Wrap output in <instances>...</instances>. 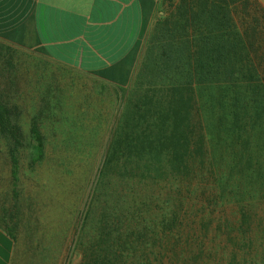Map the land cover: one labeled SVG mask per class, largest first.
I'll return each instance as SVG.
<instances>
[{
	"label": "rangeland",
	"instance_id": "obj_1",
	"mask_svg": "<svg viewBox=\"0 0 264 264\" xmlns=\"http://www.w3.org/2000/svg\"><path fill=\"white\" fill-rule=\"evenodd\" d=\"M195 34L201 64H206L205 37L211 35L217 52L225 47L216 60L231 70L228 80L241 83L242 71V110L253 118L264 145V0H159L135 76L125 86L0 42V100L23 136L15 180L14 143L0 132V221L19 238L37 243L45 264L48 259L52 264H107L113 255L108 242L125 241L144 219L158 221L167 214L166 182L155 184L165 174L137 150L152 121L138 109L159 91V83L167 82L155 71L165 48L182 55ZM236 38L241 43L237 51ZM33 121L44 138V157L37 163ZM204 219L191 218L198 232ZM148 229L143 257L155 262L159 248L153 245L151 225ZM138 248L131 252V264L141 255Z\"/></svg>",
	"mask_w": 264,
	"mask_h": 264
},
{
	"label": "trees",
	"instance_id": "obj_2",
	"mask_svg": "<svg viewBox=\"0 0 264 264\" xmlns=\"http://www.w3.org/2000/svg\"><path fill=\"white\" fill-rule=\"evenodd\" d=\"M225 40L230 45V37ZM189 41L182 55L175 48H165L155 71L156 77L167 82L159 83V91L138 109L152 121H147L149 133L137 150L149 157L151 163L147 162L157 166L159 174H165L164 181L158 178L155 184L166 182L167 214L158 221L144 219L125 241L108 242L113 255L107 264H131V252L137 246L141 255L136 264H264V145L251 124L253 118L242 110L246 108L244 75L240 71L238 84L228 80L231 70L216 60L225 47L217 52L211 35L205 37L204 65L198 61L199 35ZM232 44L235 51L241 45L237 38ZM218 75H224V80L217 81ZM0 132L14 143L13 177L17 180L23 136L1 100ZM31 138L37 163L44 157V138L35 121ZM197 215L206 218L199 224L200 232L191 222ZM149 225L153 245L159 248L155 262L143 257Z\"/></svg>",
	"mask_w": 264,
	"mask_h": 264
},
{
	"label": "crops",
	"instance_id": "obj_3",
	"mask_svg": "<svg viewBox=\"0 0 264 264\" xmlns=\"http://www.w3.org/2000/svg\"><path fill=\"white\" fill-rule=\"evenodd\" d=\"M159 0H0V42L118 86L131 83ZM0 264H45L0 221ZM47 264H52L48 259Z\"/></svg>",
	"mask_w": 264,
	"mask_h": 264
}]
</instances>
